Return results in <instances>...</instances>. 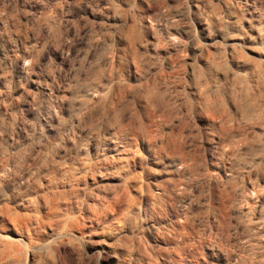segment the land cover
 Here are the masks:
<instances>
[{
  "label": "rangeland",
  "instance_id": "374dc122",
  "mask_svg": "<svg viewBox=\"0 0 264 264\" xmlns=\"http://www.w3.org/2000/svg\"><path fill=\"white\" fill-rule=\"evenodd\" d=\"M0 264H264V0H0Z\"/></svg>",
  "mask_w": 264,
  "mask_h": 264
}]
</instances>
